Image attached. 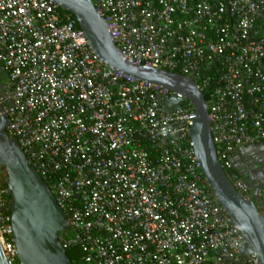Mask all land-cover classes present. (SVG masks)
Masks as SVG:
<instances>
[{"label":"built area","instance_id":"1","mask_svg":"<svg viewBox=\"0 0 264 264\" xmlns=\"http://www.w3.org/2000/svg\"><path fill=\"white\" fill-rule=\"evenodd\" d=\"M122 59L190 78L221 169L264 144V0H87ZM0 95L14 138L65 216L78 264H255L193 155L180 95L102 64L48 0H0ZM243 199L244 186L234 183ZM0 168V248L16 264Z\"/></svg>","mask_w":264,"mask_h":264},{"label":"water","instance_id":"2","mask_svg":"<svg viewBox=\"0 0 264 264\" xmlns=\"http://www.w3.org/2000/svg\"><path fill=\"white\" fill-rule=\"evenodd\" d=\"M71 14L91 49L102 64L136 82L163 88L181 98L159 100L165 113L179 109L185 98L192 108L188 129L193 155L219 208L241 234L240 256L253 255L255 264H264V144L237 147L228 157L229 171L221 169L215 155L207 122L206 104L190 78L122 59L106 24L87 0H48ZM7 75L0 65V95L7 89ZM0 104V168L4 173L11 240L17 264H71L57 235L63 232L65 216L35 170L27 165L14 138L8 137V119ZM240 180L250 195L245 200L234 188ZM0 264H6L0 248Z\"/></svg>","mask_w":264,"mask_h":264},{"label":"trees","instance_id":"3","mask_svg":"<svg viewBox=\"0 0 264 264\" xmlns=\"http://www.w3.org/2000/svg\"><path fill=\"white\" fill-rule=\"evenodd\" d=\"M65 13H67V12H65ZM69 15L72 19H74L71 14H69ZM75 26L77 27L76 23H75ZM203 99H205V97H203ZM65 253H66L67 258L71 262V264H78L77 260H78V257L80 256V252L78 251V249H76V248L66 249ZM16 264H17V261H16Z\"/></svg>","mask_w":264,"mask_h":264},{"label":"flooded vegetation","instance_id":"4","mask_svg":"<svg viewBox=\"0 0 264 264\" xmlns=\"http://www.w3.org/2000/svg\"><path fill=\"white\" fill-rule=\"evenodd\" d=\"M6 84H7V82H6ZM7 89H9L8 85H7ZM239 181L240 180H237L236 182H239ZM244 194L247 195V196L250 195L249 191H247L246 189L244 190Z\"/></svg>","mask_w":264,"mask_h":264},{"label":"rangeland","instance_id":"5","mask_svg":"<svg viewBox=\"0 0 264 264\" xmlns=\"http://www.w3.org/2000/svg\"><path fill=\"white\" fill-rule=\"evenodd\" d=\"M5 91H6V90H5ZM5 91H4V92H5Z\"/></svg>","mask_w":264,"mask_h":264}]
</instances>
